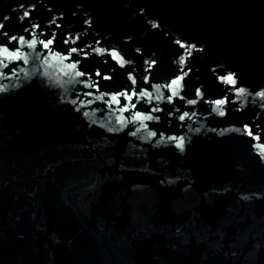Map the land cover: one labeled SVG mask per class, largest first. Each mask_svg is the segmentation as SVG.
I'll list each match as a JSON object with an SVG mask.
<instances>
[{
  "label": "water",
  "instance_id": "obj_1",
  "mask_svg": "<svg viewBox=\"0 0 264 264\" xmlns=\"http://www.w3.org/2000/svg\"><path fill=\"white\" fill-rule=\"evenodd\" d=\"M0 264H264V0H0Z\"/></svg>",
  "mask_w": 264,
  "mask_h": 264
}]
</instances>
